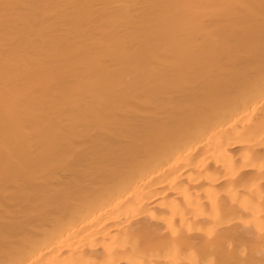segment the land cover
Returning a JSON list of instances; mask_svg holds the SVG:
<instances>
[{"label": "bare ground", "instance_id": "6f19581e", "mask_svg": "<svg viewBox=\"0 0 264 264\" xmlns=\"http://www.w3.org/2000/svg\"><path fill=\"white\" fill-rule=\"evenodd\" d=\"M0 264H264V0H0Z\"/></svg>", "mask_w": 264, "mask_h": 264}]
</instances>
